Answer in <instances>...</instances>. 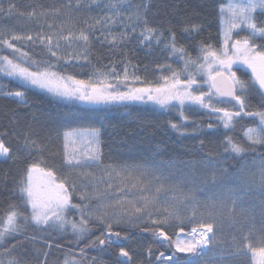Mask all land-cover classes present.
Wrapping results in <instances>:
<instances>
[{"label": "snow or ice", "instance_id": "6c2138e0", "mask_svg": "<svg viewBox=\"0 0 264 264\" xmlns=\"http://www.w3.org/2000/svg\"><path fill=\"white\" fill-rule=\"evenodd\" d=\"M197 7L164 0H29L21 11L12 0L7 8L0 0V16L15 15L29 22L26 32L0 26V76L21 89L0 84V97L20 105L31 117L20 130L21 116L14 111L13 128L0 132V164L23 165L9 196L18 202L0 210V264H22L13 253L21 246L20 238L35 241V235L27 234L29 225L42 236L72 233L74 247L65 251L63 264H105L89 256L88 250L97 248L119 249L112 264H144L134 261L129 247L134 230L150 233L155 243L171 250L153 259L149 245L147 264H229L228 257L249 254L254 264H264V233L257 247L245 243L250 231L239 239L232 237L235 251L228 257L205 256L217 240L225 208L226 218L241 231L256 215L264 221V152L260 151L264 149V0L221 4L215 41L197 40L193 57L181 40L195 39L204 30L195 19L200 15ZM132 45L150 54L159 49L180 66L157 62L156 75L149 79L146 73L138 74L139 65L133 64L128 52ZM37 47L42 54L27 50ZM98 47L107 49L108 63L93 64ZM71 68L90 70L71 72ZM31 89L65 107L77 102L92 107L62 110L55 118L37 114L27 96ZM252 96L259 98L256 108L251 107ZM134 104L176 111L179 121L167 123L182 137L201 134L191 117L202 111L215 117L207 124L209 130L221 124L234 130L246 117L255 126L242 129V140L224 135L227 156L214 154L200 140L204 155L199 160L173 159L156 166L104 164L102 137L118 134L124 124L114 121L107 109L127 110ZM135 118L145 121L139 112ZM69 121L83 123L73 128ZM50 124L69 130L61 133ZM40 132L48 135L41 138ZM55 138L63 144L59 168L52 162L56 153L46 142ZM252 153L259 158L250 165L244 158ZM229 158L239 167L232 168ZM89 169H99L100 175ZM186 182L194 186L184 191ZM205 188L214 190V196L201 200L197 192ZM166 193L170 198L162 195ZM202 208L208 209L207 214ZM168 228L177 231L170 234ZM96 230L99 235L92 239ZM82 241L84 246L75 251ZM42 254L41 264H48V251Z\"/></svg>", "mask_w": 264, "mask_h": 264}, {"label": "trees", "instance_id": "16d2710c", "mask_svg": "<svg viewBox=\"0 0 264 264\" xmlns=\"http://www.w3.org/2000/svg\"><path fill=\"white\" fill-rule=\"evenodd\" d=\"M9 0H3V6L7 8ZM13 3L17 4L19 10L24 11L26 4L29 0H12ZM42 2H48V0H42ZM165 3H189L193 6L199 5L197 11L200 13L197 16L196 22L203 24L204 30L195 39L187 38L182 39L181 42L184 43L189 52L193 57L197 55V50L195 48V43L199 39H211L215 41L217 33L220 29V21L217 16L218 8L221 4H224L226 0H164ZM190 10V9H189ZM183 15V13H181ZM159 18V17H157ZM28 21L23 18L12 16H0V26H7L14 28L17 32L28 31ZM32 29L37 26L33 23L31 25ZM179 31V30H178ZM32 51L34 54H42V50L38 47L35 49H27ZM129 56L132 59L133 64L139 65V73L141 75L147 74L149 79L154 78L155 64L159 63H171L173 68H178L180 62L176 61L175 58L169 59L163 52L159 49L154 50L153 53H148L146 49L136 47L134 45L130 46L128 49ZM108 52L106 48H97L95 55L93 56V64L98 63H108ZM100 56L101 59L97 61L96 57ZM145 66H147L145 68ZM90 69H79L71 68V72H81L89 71ZM238 75H241L238 73ZM242 78L247 79L246 76ZM0 84H5L12 90H21L17 88L15 82L10 81L8 78L0 76ZM27 96L30 103L33 105V111L37 114L43 112L49 114L51 117H57L58 113L69 110V108L86 109L92 107L87 104L76 103L74 105H69L65 107L63 104H57L55 100L47 95L46 93L31 89L27 92ZM250 104L252 108H256L259 104L258 97H249ZM103 107V106H100ZM147 109V114L145 110ZM155 109V113H153ZM18 112L21 116V124L19 125L20 130H23L24 123L30 120V116L25 115V109L15 102L4 99L0 97V132L5 130H11L13 125L10 123V117L13 112ZM109 115L114 121L122 120L124 122L123 126L119 130L118 134L110 135L109 133H104L102 139L104 143L102 144L103 150V163H161L170 160H199L204 155V152L199 150V141L204 140L205 145L210 147L214 154H223L227 156L228 154L223 152L224 135L234 136L238 140H242V129L246 127L255 126L251 118H244L239 123L235 125L234 130H228L219 125L217 128L209 130L207 129V124L215 120V117H210L205 112L197 113L192 116L191 119L196 120L197 124L201 127V134L197 136L182 137L179 136L175 131L168 127V121L173 122L179 121V115L176 111L165 112L160 110L157 106L130 105L127 110L120 108L107 109ZM139 112L142 116H145V121L141 123L135 118L136 113ZM71 127L76 128L82 126L83 122H68ZM50 128H54L55 131L63 132L69 130L67 127H59L58 125H49ZM39 131V129H37ZM48 135L47 132H40V137ZM12 146L15 148L16 141H10ZM49 146V151L56 153L53 163L56 167L61 166V156L63 154V145L60 138H55L53 140L46 141ZM264 152V149L260 150ZM253 158L258 159L259 157L252 153L246 156L244 159L251 164ZM229 163L232 168L239 167L237 160H232L229 158ZM22 164H0V210L7 208L10 202H18L17 197L10 196V190L14 186V182L18 179L19 171L22 169ZM255 171V168H254ZM6 185V189H5ZM167 231L171 234L177 229L168 228ZM251 232L250 240L245 243H252L254 246H259L258 239L262 233H264V221L261 220L259 215H256L253 221H250L244 226L243 231H241L239 225L231 223L230 225H224L223 227H218L216 236L217 240L214 244L210 245L208 250L205 252L206 257H210L213 254L218 258L220 255L228 257L230 251H235L232 247L231 241L232 237L235 235L238 239L241 235H248ZM28 235H35V241L23 240L21 239V246H18L14 255L21 260L22 264H41L44 259L43 251H48V264H63L64 253L70 248H73L74 237L69 231L67 233H57L55 231L50 234L41 233L32 225H29L27 229ZM99 235V231L96 230L94 235L91 237L95 238ZM133 240L129 245L131 251L133 252L134 261H144L147 264L146 259V249L149 245L152 247L153 259L159 255L160 252L170 253V249L166 246L155 243L150 233H141L138 231H133ZM86 241H82L78 247L74 250L78 252L79 247H83ZM52 244L51 248L47 245ZM56 245H59L57 247ZM119 249H108L105 251H100L97 249H89V256H97L99 259L103 260L105 264H112L115 256L118 254ZM38 252L40 253L38 255ZM181 256L185 254H180ZM229 264H251L250 255L237 256L235 258L228 257Z\"/></svg>", "mask_w": 264, "mask_h": 264}, {"label": "rangeland", "instance_id": "374dc122", "mask_svg": "<svg viewBox=\"0 0 264 264\" xmlns=\"http://www.w3.org/2000/svg\"><path fill=\"white\" fill-rule=\"evenodd\" d=\"M228 3V0H226V2L224 3L225 5ZM131 70V69H130ZM63 145V144H62ZM161 163H149L148 165H151V166H156V165H159ZM250 164V163H249ZM251 165V164H250ZM89 171H93L96 173L97 176L100 175V170L99 169H89ZM253 171H254V168H253ZM176 175L178 176L179 173H176ZM194 185L192 183H184L183 185V189L184 191H187L189 188L193 187ZM162 195H166L167 197L170 198L171 196V193H166V194H162ZM197 196L201 199V200H205L208 196H214V190L212 189H208V188H205L204 191H198L197 192ZM185 210L183 208H181V212L183 213ZM201 211H203L205 214H207V211L208 209H201ZM224 215H225V219L219 223V226L218 227H223L224 225H230L231 222L226 218L227 217V208L224 209ZM78 218V217H77ZM210 246V245H209ZM208 246V248H209ZM250 255V262L251 264H254V262L251 260V254Z\"/></svg>", "mask_w": 264, "mask_h": 264}]
</instances>
